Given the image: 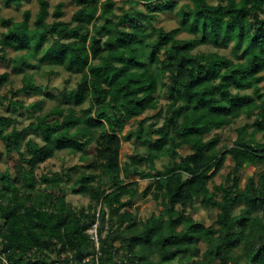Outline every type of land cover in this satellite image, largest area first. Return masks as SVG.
<instances>
[{"label":"trees","instance_id":"16d2710c","mask_svg":"<svg viewBox=\"0 0 264 264\" xmlns=\"http://www.w3.org/2000/svg\"><path fill=\"white\" fill-rule=\"evenodd\" d=\"M27 1L0 0V67L10 68L0 88L11 86L0 95L7 110L0 143L18 158L12 172H0V257L7 264H264V169L241 178L264 163L257 138L264 136V0H73L68 21L63 3L50 11L37 0L32 23L29 10L20 21L2 15ZM164 14L177 17L175 27H157ZM42 68L78 77L49 109L48 87L28 73ZM18 75L21 87L13 89ZM22 97L37 98L26 106ZM23 109L37 114L19 129L13 113ZM241 118L253 120L236 129L231 147L219 145L215 132ZM122 142L135 144L125 161ZM62 152L80 165L50 168ZM162 160L168 164L158 169ZM228 160L230 173L216 183ZM135 180L148 181L142 192ZM68 193L90 203L74 207ZM147 197L161 209L143 220L136 204ZM197 205L208 222L193 218ZM96 222L97 259L87 235Z\"/></svg>","mask_w":264,"mask_h":264},{"label":"rangeland","instance_id":"374dc122","mask_svg":"<svg viewBox=\"0 0 264 264\" xmlns=\"http://www.w3.org/2000/svg\"><path fill=\"white\" fill-rule=\"evenodd\" d=\"M49 5H50V11L53 10L54 6H56L58 3H63L64 4V8L63 11L65 12V16L62 18L65 21H68L71 17V15L73 14L74 10H75V6L73 3V0H47ZM122 1H127V0H115V2L117 3V5L119 6L121 4ZM218 0H209V2L211 4H216ZM130 5H126V9L129 8ZM37 9H38V4H37V0H28L27 2H24L22 4V7L20 9L11 7V8H7V9H3L2 10V15L4 17H10L13 18L15 21H20L23 18V12L25 10H29L31 12V20L30 23L33 22L34 17L37 13ZM140 6L135 7L134 9V15L136 17V19H138L139 21H141L144 17L142 16V14L140 13ZM160 22L157 24L158 26H163L165 29H170L172 27H175L178 19L175 15L172 14H164L161 15L159 17ZM125 30H128V28H125ZM3 31V29L0 28V32ZM199 51H203V52H215L217 51L220 54H224V51H221L219 49H214L211 47H200ZM10 68L6 69L3 67H0V73H3L4 71H9ZM48 68H42L41 70H39L38 72H34V71H28L29 74H34V80L35 83L38 86L41 87H48L47 88V93L49 95L53 96V99H48L46 101V104L44 105L45 109H49L50 107H52L56 101H59L58 98V89L61 88H72L74 86V83L77 81L78 77L76 75H69L68 73L64 72L63 70H59V74L58 76H48L46 74ZM264 75V72L262 73ZM21 75L18 76H14V78L12 79V87L13 89H18L21 87ZM64 81H66L67 84H64ZM11 86H5L4 88H0V95L6 94L8 92V90L10 89ZM260 87H262V91L264 92V82L260 85ZM37 97H22L20 99L24 100V104L27 106L28 104L35 102ZM166 104V100L165 97L162 96V98L160 99L159 102V106L163 107ZM6 109H2V111H0V115H4L6 114ZM10 111H8L9 113ZM156 113L155 112H149L147 114H144L143 116L139 117L136 120H131L127 123L124 132H127L131 129H133L137 123L139 121H141L142 119H144L146 116H152ZM37 113H34V111L31 110V112L26 111V109L23 110H19L13 113V117L16 120V124L17 127L19 129H22L24 127H26L35 117ZM39 114V113H38ZM253 120V118H251L250 120H246L244 118H241L239 120H237L235 122V124H233L232 126H230L229 128H225L221 131H217L215 133H218L220 135V144L219 145H227L228 147L232 146V142L234 141L235 137H236V129L240 126H242L243 124H245L246 122L251 123ZM151 121V120H150ZM159 122L157 123V126L160 125L161 123V119L158 120ZM257 138L261 141H264V136H260L259 134L257 135ZM26 140H32L34 142L40 143L39 142V137L35 134H31V133H27L26 135ZM135 149V144H132L131 142H122V146H121V152H120V159L121 161H125L127 159L128 156H130ZM90 154L92 153V150L89 151ZM179 153L181 155H186L189 153V150H179ZM169 160H162L156 163V167L158 169H161L163 167V165L168 164ZM18 163V158L15 154H12L10 156H6L5 152L3 151L2 145L0 143V172L4 171L5 169L10 170V172L13 171V166L15 164ZM62 164H65V166H74V165H80V162L78 161L77 157L75 156H69L68 154L62 152L57 154L50 162H49V166L50 168L54 169L55 171H58L61 167ZM230 169H231V163L228 160L226 162L225 167L221 170L220 175H218L216 177L215 182L216 183H221L224 179V177L226 176L227 173H230ZM264 169V163L261 164H256L253 165L251 167H246L244 170V174L241 175L242 177H249L252 176L254 174H257L259 172H261ZM138 182V186H139V192H142L145 188L146 185L148 183V181L146 180H135ZM243 184V183H242ZM67 201L71 203V205H73L74 207H86L90 202L89 199L86 197H82L79 195H73L71 193L67 194ZM137 209L139 212V216L145 220L147 218H150L152 214H157L158 211L161 209L160 203H157L155 201H153L151 198H139L137 200ZM193 218L199 220V221H204V222H208L209 218L207 216V213L205 212V210H203L202 208H200V206L197 205L196 208V212L193 214Z\"/></svg>","mask_w":264,"mask_h":264},{"label":"built area","instance_id":"2783aa9c","mask_svg":"<svg viewBox=\"0 0 264 264\" xmlns=\"http://www.w3.org/2000/svg\"><path fill=\"white\" fill-rule=\"evenodd\" d=\"M97 225L98 223L96 222L91 228H89L87 230V235L89 236V239L91 240V242H93V245L95 247V250L97 252V254L95 255V259H97L99 253H98V248H99V237L97 234ZM0 260L2 261L3 264H7L6 260L3 258V256L0 257ZM69 264H73V263H69ZM95 264H98L97 261L95 262Z\"/></svg>","mask_w":264,"mask_h":264}]
</instances>
